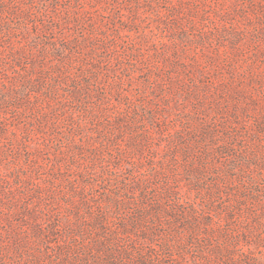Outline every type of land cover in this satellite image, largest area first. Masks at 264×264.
<instances>
[{"label": "rangeland", "instance_id": "obj_1", "mask_svg": "<svg viewBox=\"0 0 264 264\" xmlns=\"http://www.w3.org/2000/svg\"><path fill=\"white\" fill-rule=\"evenodd\" d=\"M6 5L0 264H264V0Z\"/></svg>", "mask_w": 264, "mask_h": 264}, {"label": "trees", "instance_id": "obj_2", "mask_svg": "<svg viewBox=\"0 0 264 264\" xmlns=\"http://www.w3.org/2000/svg\"><path fill=\"white\" fill-rule=\"evenodd\" d=\"M2 0H0V12H6L7 14H8V16H15V18H17V20H19L18 22H20V24H24L25 23V21H27V20H30L31 21V16L30 15H28V13H26V15L25 16H20V15H18V14H14L13 13V11L10 9V7L8 6V5H6V3L8 2V1H10V2H15L16 0H3L2 2H1ZM41 1H44V0H41ZM46 1V0H45ZM148 2H149V0H147ZM35 2V1H34ZM58 2V0H56V3ZM184 6H185V2H183V1H179V3L178 4H173L172 5V7H171V12H174V14H176V13H178V12H180L183 8H184ZM27 10H29V8H27ZM169 10V11H170ZM49 11V8H48V6L47 5H45V14L47 13ZM37 23H39V22H35V29L38 31V33H40V34H42L43 32H45V28H44V24L43 23H40V24H37ZM6 24H8L9 25V23H6ZM9 27L10 26H8L7 28H6V30H8L10 33H13V30H9ZM14 35V34H13ZM2 93H3V91H2ZM258 178H260V180L261 181H263L264 182V175L263 174H260L259 175V177ZM250 187H253L254 185H253V183H254V179H253V177H250ZM247 188H249V187H247ZM257 194L260 192V190H258L257 189ZM100 226L101 227V230H99L100 232H106L105 230H106V228H105V226L106 225H109V222H108V220H106V219H104L103 217H99V219H96V220H94V224H93V226H92V228H96L97 226ZM138 229V227H137V225H134L133 226V230H137ZM108 235V234H107ZM105 237V236H104ZM103 237V239L105 240V238ZM104 248V247H103ZM99 252L100 253H106V250L104 249H100L99 250ZM109 256H112V255H110V254H108ZM113 257V256H112ZM147 262H141V263H139V264H146ZM106 264H114V263H112V262H110V261H107L106 262ZM118 264H121V263H118ZM149 264V263H148ZM157 264H164V263H157Z\"/></svg>", "mask_w": 264, "mask_h": 264}]
</instances>
